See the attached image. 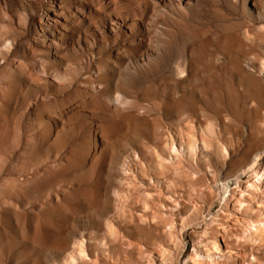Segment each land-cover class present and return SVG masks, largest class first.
<instances>
[{
	"label": "rangeland",
	"instance_id": "obj_1",
	"mask_svg": "<svg viewBox=\"0 0 264 264\" xmlns=\"http://www.w3.org/2000/svg\"><path fill=\"white\" fill-rule=\"evenodd\" d=\"M257 154L264 0H0V264H264Z\"/></svg>",
	"mask_w": 264,
	"mask_h": 264
},
{
	"label": "bare ground",
	"instance_id": "obj_2",
	"mask_svg": "<svg viewBox=\"0 0 264 264\" xmlns=\"http://www.w3.org/2000/svg\"><path fill=\"white\" fill-rule=\"evenodd\" d=\"M260 160V154H257L254 158V161L252 164H250L249 167V173L250 176H252V181L249 183L248 188H254L257 186H260V183L264 182V164L261 165L259 163ZM34 175L30 176L28 180L34 179ZM38 185H32L29 186L28 189L30 190H36ZM239 193H241L243 196L246 195L245 190H238ZM264 225V217L261 221H253L251 223V226H254L256 230H259ZM52 228H56V226H53L52 222L47 219H36V225L35 229L33 230H24V237H27L29 234L33 236V242L35 244L42 245V241L50 235V232ZM14 232H9L6 229H4L0 217V244L4 239L10 238L14 239ZM218 249V245L214 243H210L205 247L194 248L191 258L193 259L192 264H211L213 260V254L215 253V250ZM2 255V252H0V257ZM87 257V249H86V241L84 238H80L75 243V248L73 251L70 252L69 256L67 257L66 261L63 264H80L81 261H85ZM207 261V262H206Z\"/></svg>",
	"mask_w": 264,
	"mask_h": 264
}]
</instances>
